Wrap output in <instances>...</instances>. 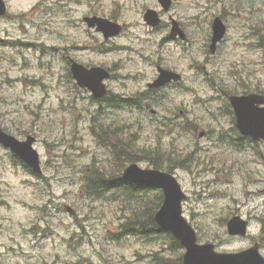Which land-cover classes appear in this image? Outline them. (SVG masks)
Masks as SVG:
<instances>
[{
    "label": "rangeland",
    "instance_id": "1",
    "mask_svg": "<svg viewBox=\"0 0 264 264\" xmlns=\"http://www.w3.org/2000/svg\"><path fill=\"white\" fill-rule=\"evenodd\" d=\"M5 1L10 16L16 20H5L0 24L6 39L5 46H0V127L19 138L29 134L35 136V149L41 154L47 176L54 181H50V187L43 191L38 190L30 175L20 172L19 168L14 173L15 166L9 154L0 147V264H87L88 258L94 264H148L140 257L146 252L140 244L128 240L117 243L107 236L116 232L122 222L120 207L114 203L86 201L81 195L80 172L86 170L84 167L91 164L100 151L90 131L93 120L97 126L101 125L100 107L90 100L87 92L75 89L74 84L68 81L64 66L56 57H61V52L48 51L45 54L44 50L55 45L62 48L66 43L70 53L82 63L111 67L114 78L108 87L125 97L146 90L156 74L155 64L160 57L172 61L175 64L168 66L185 76L181 85L186 88L185 94H180L176 90L178 87L170 88L165 103L155 109L163 111V114L170 111V118L175 120L176 113L172 112L180 114L178 108L183 102L188 112L205 118V130L209 133L211 121L207 112L208 108L216 109V105H208L207 108L201 103V99L208 100L210 94L202 72L206 56L196 53L199 72L192 69L185 58L191 57L182 55V47L169 43L160 48L158 42L162 34H152L142 25L144 8L156 7L153 0ZM50 5L53 8L47 10ZM36 6L37 10L32 12ZM91 13L115 17L125 25L130 23L126 26L127 33L110 43H114L113 50L100 54L88 49L101 41L100 35L94 37V33L88 32L81 23L83 16ZM173 16L179 18L190 37L193 36L195 52L204 37H208L211 17H223L231 28V35L224 44L222 59L225 66L222 71L240 69L255 81L254 85L264 84V53L253 45L258 38L252 27L262 28L264 33V0H179ZM28 42L32 44L30 49L25 48ZM213 69V64L205 67L208 72ZM233 86L238 87V84ZM108 114H111L109 119H103V122L112 127L140 122V138L134 140L129 137L134 147L147 149L153 145L152 139L158 135V127L155 124L157 120L151 118L149 112L119 109L110 110ZM183 115L184 112L181 113ZM220 124L224 125L225 121L221 119L216 126L220 127ZM137 126L134 125V129ZM170 130L172 133V127ZM172 139L173 136L168 138ZM100 141L105 142L106 139ZM191 144L189 141L187 145ZM185 146V142L179 145L181 148ZM206 150L227 160L236 159L228 157L231 153L228 147L213 145ZM239 158L237 164L241 162L246 168L254 167L250 166L253 161ZM221 164L228 170L223 162ZM231 174L230 179H235L230 180L227 187L218 188L227 197H218L207 205L201 198L203 191L198 192L201 181L197 185L186 186L190 200L185 210L189 219V214L194 215L196 222L191 221L199 224L207 239L216 244L230 241L219 223V219L225 216L221 215L223 212L249 214L255 220L249 229L250 237L222 247L224 252H239L250 247L253 239L261 237V223L255 217H264V197L256 195L254 200L249 198L251 188L245 192L238 182L246 176H241V171L236 169ZM178 176L187 179L181 172ZM65 206L77 210L76 219L67 215ZM78 222L81 228H77ZM34 223L46 227L47 232L28 231Z\"/></svg>",
    "mask_w": 264,
    "mask_h": 264
},
{
    "label": "water",
    "instance_id": "2",
    "mask_svg": "<svg viewBox=\"0 0 264 264\" xmlns=\"http://www.w3.org/2000/svg\"><path fill=\"white\" fill-rule=\"evenodd\" d=\"M104 72L105 71L99 69H94L90 72L84 70V72L80 71L77 77L81 84L83 81V85L87 86L92 91L98 92L101 88L100 82L108 77V74ZM171 76L170 73L164 72L157 84L168 81ZM232 101L239 117L240 127L246 132L253 131L258 125V121H255V119L264 118V111H257V109L254 108V105L256 104L255 97L234 98ZM0 142L12 147L15 153L29 163L31 156L22 150L26 147L25 144L17 143L14 139L5 136L1 131ZM34 156V159L37 160L38 157L36 153ZM124 177L129 181L157 186L165 191V196L167 198L166 204L161 211L163 213H161L158 219L165 223L169 228L178 232V236L184 240L185 236L179 233L181 228L179 223L175 220L174 213H172V210L178 207L181 200L180 190L175 180L170 176L159 172H142L136 166L130 167L125 172ZM161 216H163V218H161ZM244 232L239 233L243 235ZM203 251L204 250L198 248H196V250L191 249L185 258V264H264V260L259 256L256 249L238 255H217L210 253L205 257H202L201 253ZM196 255H199V261L195 260Z\"/></svg>",
    "mask_w": 264,
    "mask_h": 264
},
{
    "label": "flooded vegetation",
    "instance_id": "3",
    "mask_svg": "<svg viewBox=\"0 0 264 264\" xmlns=\"http://www.w3.org/2000/svg\"><path fill=\"white\" fill-rule=\"evenodd\" d=\"M1 21V18H0ZM0 34H2L5 37V31L0 32Z\"/></svg>",
    "mask_w": 264,
    "mask_h": 264
},
{
    "label": "trees",
    "instance_id": "4",
    "mask_svg": "<svg viewBox=\"0 0 264 264\" xmlns=\"http://www.w3.org/2000/svg\"><path fill=\"white\" fill-rule=\"evenodd\" d=\"M124 153H125V152H123V154H124ZM130 220L132 221V219H130ZM130 220H129V221H130ZM132 222H133V221H132Z\"/></svg>",
    "mask_w": 264,
    "mask_h": 264
}]
</instances>
